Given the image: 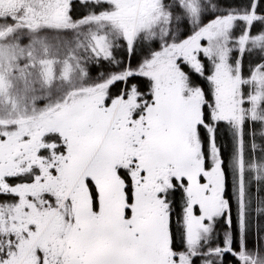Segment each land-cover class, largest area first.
<instances>
[{
  "label": "snow or ice",
  "instance_id": "1",
  "mask_svg": "<svg viewBox=\"0 0 264 264\" xmlns=\"http://www.w3.org/2000/svg\"><path fill=\"white\" fill-rule=\"evenodd\" d=\"M0 264H264V0H0Z\"/></svg>",
  "mask_w": 264,
  "mask_h": 264
}]
</instances>
